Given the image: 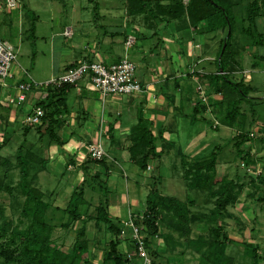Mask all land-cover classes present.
I'll return each instance as SVG.
<instances>
[{"label": "trees", "instance_id": "1", "mask_svg": "<svg viewBox=\"0 0 264 264\" xmlns=\"http://www.w3.org/2000/svg\"><path fill=\"white\" fill-rule=\"evenodd\" d=\"M125 6L131 15H142L146 20L158 19L166 24L171 20L183 19L198 34L220 30L227 32L218 44L216 70L198 74L201 79L206 80L209 94H221L222 99L228 97L222 121L224 125H233L235 119L241 115L240 101L252 91V88L243 84L241 80L235 81L231 78V74L238 67L237 49L232 45L233 33L237 21L245 23L240 30L251 40V44L264 46V34L258 25V18L264 15V0H247L245 3L244 0H188L187 3L182 0H126ZM235 11H240L238 16ZM224 42L225 46L222 49ZM72 86L73 84H63L58 87H47V98L36 102V105L44 109V115L38 124L26 125L24 134L35 127L40 137L46 136L49 140L60 143L56 132L58 123L56 116L67 110L66 94ZM222 99L213 101L210 99V105L221 106ZM195 101L191 117L194 121L198 119L200 112L206 111V107L199 104L197 97ZM249 134L250 132H240L233 137V147L236 152L242 154L241 158L245 165L252 161L250 150L244 148V145L253 138ZM161 137V132L154 134L148 120L142 113H138V121L131 132L128 151L140 169H146L150 160L160 159L162 153L161 150L156 151V140ZM217 150L218 146H215L208 156L190 162L182 159L186 166L183 176L187 180V188L201 191L213 200L212 209L204 221L210 225L207 235L201 234L192 239L189 234L190 223L196 219L191 216L188 205L176 196L162 194L154 187L146 196L141 214L132 216L134 223L142 227L145 245L149 255L153 257L152 264L157 254L149 250L150 241L159 235L166 241L173 238L170 232H159L160 222L167 223L176 237L185 238L184 245L199 256L197 264H237L234 258L226 253L230 238L223 231L219 221L231 216L228 207L237 202L242 185H238L233 178L217 175ZM13 156L15 161L7 157L0 158V192L11 194L20 208L18 222L14 225L12 217L7 214V206L0 202V256L3 258V264H98L88 256L90 242L86 236L88 221H92L97 230L102 229L109 236L101 264H129L125 254L119 249L123 223L110 216L107 200L100 201L94 207V213L88 215L84 213L83 206L87 204L86 187L95 190V186L98 185L99 189L107 192L100 173L89 174L87 169H83L84 180L73 188L67 205L60 209L52 207L45 200V194L35 184V167L42 159L24 145L18 146ZM89 159L93 160L90 157ZM104 160L105 157L94 161L103 163ZM10 167L19 170V178L15 184H12L9 178ZM260 200L264 201V197ZM58 211L67 217L55 223L54 212ZM77 221L82 223L77 229L74 243L71 248L62 250L53 241L55 228L68 229ZM176 237L174 243L169 241L168 245L182 244ZM128 242L131 245L129 239ZM245 246L251 250L253 257H258L254 245L247 243Z\"/></svg>", "mask_w": 264, "mask_h": 264}, {"label": "crops", "instance_id": "2", "mask_svg": "<svg viewBox=\"0 0 264 264\" xmlns=\"http://www.w3.org/2000/svg\"><path fill=\"white\" fill-rule=\"evenodd\" d=\"M87 1L91 4L88 7L82 5L70 7L69 14L72 16L70 19L68 18L69 20H65L67 22L61 28L58 25H52L53 16L49 17L51 24L48 27V43L41 50L42 56H45L47 61L45 75L38 78L39 74H37L36 78L34 76L36 64L34 67L27 68L24 64L16 61L12 67L13 78L5 81L0 80V154L4 152L8 143L16 141L14 138H17L20 132L23 133L22 136L27 135L30 129L24 134V116L36 102L46 99L48 95L45 88H34L26 93V99L23 103L19 105L10 104L8 96H13L16 93V82L24 79L36 82L49 80L60 75L68 66L77 64L83 59L111 64L118 62L123 57L134 58V61L142 67L141 76H137L135 71V77L144 85L143 92L133 95H110L102 98L86 79H82L73 85L66 94L67 110L56 116L58 119L56 132L60 143L49 140L46 136L40 137L36 130L38 135L36 142H27L25 137L21 140V142L26 141L24 143L25 148H30L42 159L35 167V184L37 187V180L41 173H52L61 178L66 177L67 182L70 180L60 193L55 194L54 191H48L49 198L52 199L55 195L51 204L53 207L64 208L56 204V199L60 197L62 192L69 189V185L72 186L70 189L72 192L73 188L84 180L83 169H87L89 174L100 173L106 187L108 183L116 182L117 178L125 177V186L132 190L133 197L127 199L124 205L115 206L112 212V205H109L107 200L110 216L123 222L128 217L137 215L138 210L141 213L144 209L145 204L140 198V189H151L153 187L152 181L160 179L159 172L155 175V164L161 163L162 159L171 152L178 157L180 168L186 167L182 161L183 158L186 161H192L184 153L189 147L185 145L184 150L177 144L180 141L178 133L180 125L177 120L182 117L183 120H188L189 125H192L193 122L203 119L204 115L210 111L200 112L197 120H191L196 97L191 94L188 82L179 76L178 71L186 63L187 57L193 58V62L205 64L207 69L203 65L201 69H191V72H187L188 74L185 75V78L190 77L200 85L202 80L204 82L205 80L201 79L198 73L214 72L213 65L216 55L215 57L212 55L198 57L199 53L198 55L194 53V48L190 51V48L185 50L184 47L178 45V40L183 38L181 34L178 33L175 38L174 34L169 35L165 31V27H170L175 32L178 31L176 29L186 28L189 31L192 30L194 39L195 36L201 35L189 27L183 19L171 20L164 24L158 19L146 20L142 15H131L125 6L126 0H119L120 3L118 0ZM100 19L107 20L109 25L106 23L104 25L97 24ZM114 21L121 22L115 24ZM111 28L113 29L111 30ZM144 29L152 31L149 35L146 32L152 38L160 30L162 31L160 32L161 39L170 44L166 47L164 58L168 59L171 65L174 64V69H170L167 63H163V60L157 59L156 63L160 64L156 67L157 69L153 70V67H149L150 59H147L141 50H133V47L138 46L142 37H147L144 33L141 34V30ZM64 30H69L70 35L65 36ZM215 33L207 34L210 37ZM128 36L134 39L130 46L125 43ZM10 43L15 47L12 42ZM198 44L195 42L194 46L197 47ZM173 57L174 60H172ZM33 60L37 61L36 56L33 57ZM29 69L33 72V76ZM221 98V94L210 96L211 101ZM138 113H142L143 117L148 120L149 127L154 134L160 131L162 136L161 139L156 140V151L161 150L162 153L160 159L158 161L150 160L146 169L143 170L130 157L128 151L131 132L138 121ZM173 123L174 129L171 128ZM185 124H187L186 121ZM14 131L15 133H13ZM205 132L200 129L194 135L193 133L188 135L189 139L186 143L194 148L193 152L196 153L192 158L199 155L204 146H207L206 140H202L203 138L206 139L204 137ZM200 140L203 143L196 146ZM96 141H100L106 151L103 163H96L88 157V145ZM129 174L132 176L130 177ZM145 178H148V181ZM86 189L89 190V187H86L85 191ZM89 191L93 192L94 189Z\"/></svg>", "mask_w": 264, "mask_h": 264}, {"label": "rangeland", "instance_id": "3", "mask_svg": "<svg viewBox=\"0 0 264 264\" xmlns=\"http://www.w3.org/2000/svg\"><path fill=\"white\" fill-rule=\"evenodd\" d=\"M182 1L187 3L188 0ZM118 2L120 3L119 0ZM245 2H247V0H244V3ZM0 3L2 8V12L0 13V36L15 45L18 62L24 64L27 68L34 67L35 64L37 65L34 69V76L36 78L37 74H39L38 78H41V76L45 75L47 72L46 57L42 56L41 50L45 47V44L48 43V27L51 24L49 17L53 16L52 25H58L59 28H61L62 25L67 22L65 20L68 18L70 19L72 16V14H69L70 7L76 5L88 7L91 5L87 0H68L64 2L61 0H19L20 7L18 6L10 9V7L6 5L5 0H0ZM66 11L67 13H65ZM235 12L238 16L240 11ZM84 16H86V14H84ZM35 17L37 18L35 19ZM114 22L115 24H119L121 21ZM100 23L109 25L107 20L100 19L97 24ZM244 25L245 23L241 24L237 21L232 41L233 47L237 49L236 58L238 67L231 74V78L235 81L241 80L243 84L252 88V91L248 93L247 97L243 98L239 103L241 115L235 119L233 125H224L222 119L227 106L228 97H223V99L221 98L223 101L221 106L216 107L213 106V104L210 105V112H207L203 119L193 122L192 125H189L188 120H183L182 117L177 120L180 125L178 130L180 141L177 144L183 149L185 145L189 147V149L184 151L189 160L204 158L209 155L214 146H218L217 175L233 178L238 185H242L237 202L228 207L231 216H226V218L219 221L221 227H223V231L226 232L230 238V242H228L226 247V253L231 255L237 264H253L254 262H256V264H264V201L260 200V198L262 199L264 197V46L251 44V40L240 30V27ZM258 25L264 34V15L258 18ZM112 29L113 28H111V30ZM146 30L147 29L141 30V34L144 33L147 37H142L138 46L133 47V50H141L146 55L147 59H150L149 67H153V70L157 69L156 67L160 64L156 63L157 59L163 60V63H167L170 69H174V64L171 65L169 60L164 58L166 56V47L170 46V44L163 42L161 39L160 32L162 31L160 30L158 34L152 38L148 36L152 31ZM176 30L178 31L175 32L170 27H165V31L169 35L174 34L175 37L178 36V33L181 34L183 38L178 40V45L184 47L185 50L190 48V51L194 48V53L197 55L199 53L198 57H203L205 55H212L215 57L220 39L227 35L225 30H220L213 34V36L209 37V34L205 33L195 36L194 39V35L191 33L192 30L189 31L186 28ZM185 40L186 42H184ZM195 42L199 43L197 47L194 46ZM34 56H36L37 61L33 60ZM130 60L137 67V76H141L142 67L134 61V58ZM172 60H174V57ZM193 61V58L187 57L186 63L179 68L178 72L179 76H182L183 79L188 82L191 94L197 97L198 83L190 77L185 78V75L188 74L187 72L190 73L191 69H201L205 64ZM216 68L217 65L214 63L213 70H216ZM29 71L33 76V72L30 69ZM201 85L207 88L206 80L205 82L202 80ZM208 95L210 97L212 94L208 93ZM26 107L28 108V105H26ZM215 120L219 122V125L214 128L212 124ZM172 121L174 122V120ZM185 121L187 124L184 125ZM23 128L21 129L23 130ZM171 128L174 129V123ZM200 129L206 131V135L204 136L206 139L203 138L202 140H206L207 146H204L203 151L199 155L192 158L196 153L193 152L194 148L186 142L189 139L188 135L192 133L194 135ZM240 132L255 133L252 140L244 145L245 149L250 150L252 158V161H250L248 165H241L243 163V159L241 158L242 154L236 152L233 147V137ZM13 133H15V131ZM22 134L20 132L18 137L14 138L16 141L8 143L4 152H1L2 155L0 154V158L7 157L15 161L13 155L18 146L26 143L25 140L21 142L23 137L28 140L27 142L37 141L38 135L35 132V127L31 128L26 136H22ZM202 143L203 142L200 140L196 146ZM154 167L156 169L155 175L159 172L160 179L152 181L153 187L157 188L164 195L176 196L183 200L188 205L191 216L196 219L195 222L190 223V237L194 239L201 234L207 235L210 225L205 224L204 221H206L205 216L209 214V211L212 209L213 200L208 198L201 191L187 188V180L182 174L185 168H180L178 157H176L173 152L166 155L162 159V162L157 163V165L155 164ZM129 176L131 177L132 174H129ZM9 178L12 184L17 182L19 178L18 168L10 167ZM261 178L263 180H261ZM145 179L147 180L148 178ZM69 182L70 180H68V182L66 181V177L61 178L52 173H41L38 177L37 185L45 193V200L52 204L55 195L52 199L51 197L49 198L47 194L48 191H54L55 194L60 193ZM72 184L74 185L75 183ZM70 189H72L71 185H69V189L61 193L60 199H56L57 205L61 207L66 206L70 197ZM149 191L150 189L146 188L140 189V198L144 204L146 195ZM85 192V198L88 203L83 206V209L84 213L87 215L94 213V207L100 201L108 200L109 205H112V212L115 206L120 207V205L122 206L127 202V199L133 197L132 190L128 188V186H125V177H119L116 179V182L108 183L107 192L99 189L98 185L93 192L88 189H86ZM21 200L22 198L20 197L19 201ZM0 202L7 206V214L12 217V222L15 225L18 222L20 211L15 198L7 192H0ZM137 213L141 214L140 210H138ZM54 215L55 223H59L67 217L63 215L61 211L54 212ZM81 223V221L76 222L71 226L72 228L70 227L68 229H62L60 227L55 228L53 232L54 243L60 246L62 250L71 248L75 241L77 229L81 226ZM86 228V236L90 241L88 256L93 262L101 264L103 252L107 249V240L109 236L102 229L97 230L92 221L86 223ZM159 232L172 233L171 235L173 238H170L169 241L174 243L176 234L170 230L167 223H159ZM130 238L131 236L129 234L125 238H120L121 245L119 249L124 254L127 250L131 251L133 249L132 245L128 242ZM176 239L182 244H176L175 246L168 245L169 241H166L161 235L150 241L149 250L157 254L153 264L198 263V254L190 251L186 247V244L184 245L185 238L182 237L180 239L176 237ZM247 243H251V245L256 247L258 257L256 256L255 258L252 256L251 250L247 249L245 246ZM124 245H126V248H124ZM0 264H3V258L1 256Z\"/></svg>", "mask_w": 264, "mask_h": 264}, {"label": "built area", "instance_id": "4", "mask_svg": "<svg viewBox=\"0 0 264 264\" xmlns=\"http://www.w3.org/2000/svg\"><path fill=\"white\" fill-rule=\"evenodd\" d=\"M8 7L13 8L19 5V0H5ZM65 36L70 35L69 30H64ZM134 42L128 36L125 43L130 46ZM17 61L15 47L6 39L0 36V80L5 81L13 78L12 67ZM136 66L128 58L123 57L118 62L106 64L98 60L83 59L79 63L66 68L60 75L49 80L36 82L30 79L19 80L15 84L16 93L8 96L10 104L19 105L26 99V93L34 88L58 87L63 84H77L82 79H86L90 85L99 92L102 98L110 95H133L144 91V85L135 77ZM211 96V95H210ZM197 99L200 105L210 111V97L207 89L201 84L197 86ZM44 109L40 105H34L24 116L23 124L36 125L44 115ZM219 122L215 120L212 127H217ZM251 137L255 133L250 132ZM88 156L93 160H98L106 156V151L100 141L92 142L88 145ZM245 165V164H241ZM249 170V168H248ZM120 231V238L131 236L132 250H127L125 256L129 264H152V258L148 253L144 242L142 227L136 225L133 217L130 216L123 222Z\"/></svg>", "mask_w": 264, "mask_h": 264}, {"label": "water", "instance_id": "5", "mask_svg": "<svg viewBox=\"0 0 264 264\" xmlns=\"http://www.w3.org/2000/svg\"><path fill=\"white\" fill-rule=\"evenodd\" d=\"M224 46H225V42L223 43V47H222V49L224 48Z\"/></svg>", "mask_w": 264, "mask_h": 264}]
</instances>
